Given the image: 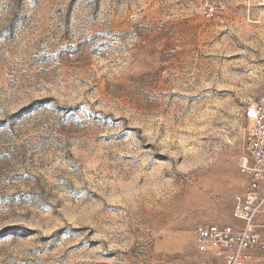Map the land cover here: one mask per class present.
I'll list each match as a JSON object with an SVG mask.
<instances>
[{"label": "rangeland", "instance_id": "obj_1", "mask_svg": "<svg viewBox=\"0 0 264 264\" xmlns=\"http://www.w3.org/2000/svg\"><path fill=\"white\" fill-rule=\"evenodd\" d=\"M262 1L0 0V264H215Z\"/></svg>", "mask_w": 264, "mask_h": 264}, {"label": "built area", "instance_id": "obj_2", "mask_svg": "<svg viewBox=\"0 0 264 264\" xmlns=\"http://www.w3.org/2000/svg\"><path fill=\"white\" fill-rule=\"evenodd\" d=\"M217 11V6L208 5L203 15L210 19ZM245 119L240 171L246 182L233 198L237 222L202 224L195 232L198 251L214 258L215 264H248L254 252L264 253V92L246 108Z\"/></svg>", "mask_w": 264, "mask_h": 264}]
</instances>
